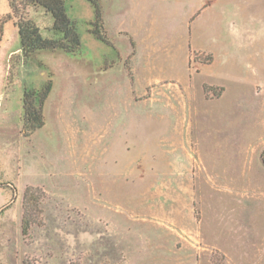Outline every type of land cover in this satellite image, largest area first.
<instances>
[{"label":"rangeland","instance_id":"rangeland-1","mask_svg":"<svg viewBox=\"0 0 264 264\" xmlns=\"http://www.w3.org/2000/svg\"><path fill=\"white\" fill-rule=\"evenodd\" d=\"M98 1L106 43L67 0L75 55L2 26L0 264H264V0Z\"/></svg>","mask_w":264,"mask_h":264},{"label":"trees","instance_id":"trees-1","mask_svg":"<svg viewBox=\"0 0 264 264\" xmlns=\"http://www.w3.org/2000/svg\"><path fill=\"white\" fill-rule=\"evenodd\" d=\"M94 9L96 30L91 33L100 41L105 42L99 35L101 28V11L98 0H86ZM9 13L0 21V35L2 26L8 20H13L17 29L23 60H30L40 51L61 50L68 55L79 53L82 48L81 36L76 23L70 18L67 0H7ZM28 9H42L52 19L50 31L54 38L42 36L39 27L28 17ZM106 43V42H105ZM52 89V82H47L41 89H24L22 93L23 127L28 133L40 129L44 125L42 116L43 105ZM264 166V150L260 154ZM30 189L25 192L27 198ZM31 197V196H30ZM32 199V198H29Z\"/></svg>","mask_w":264,"mask_h":264}]
</instances>
